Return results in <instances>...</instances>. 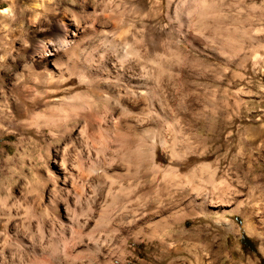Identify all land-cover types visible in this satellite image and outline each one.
<instances>
[{"label":"clouds","instance_id":"9594fccd","mask_svg":"<svg viewBox=\"0 0 264 264\" xmlns=\"http://www.w3.org/2000/svg\"><path fill=\"white\" fill-rule=\"evenodd\" d=\"M0 264H264V0H0Z\"/></svg>","mask_w":264,"mask_h":264},{"label":"rangeland","instance_id":"374dc122","mask_svg":"<svg viewBox=\"0 0 264 264\" xmlns=\"http://www.w3.org/2000/svg\"><path fill=\"white\" fill-rule=\"evenodd\" d=\"M8 139H12V137H9ZM9 151H11V149H9ZM246 246L249 247V248H251V247H252L251 242H250V241H247V242H246ZM141 247H142V246H141Z\"/></svg>","mask_w":264,"mask_h":264}]
</instances>
